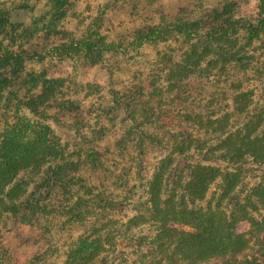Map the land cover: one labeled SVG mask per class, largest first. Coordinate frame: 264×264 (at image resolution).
Masks as SVG:
<instances>
[{"label":"trees","instance_id":"obj_1","mask_svg":"<svg viewBox=\"0 0 264 264\" xmlns=\"http://www.w3.org/2000/svg\"><path fill=\"white\" fill-rule=\"evenodd\" d=\"M147 1L154 4L153 1L156 0ZM37 2H43L45 9L30 25L18 24L10 12L0 11V98L7 95L5 101L8 103L9 98L20 96L16 100V110L22 107L28 112L39 109L55 112L59 108L60 112L75 113L80 111V105L69 99H59L65 94V82L61 77L62 73L58 74L50 68L49 61L56 58L67 59L76 51H82L83 57L96 62L93 64L96 66L99 62L95 61V53L100 54L103 48L109 46L118 49L120 45L111 43L105 46L104 39L93 32V36L98 38L93 42L88 35V38L51 47L44 54L37 50L31 51L32 53L14 51V48L23 44L31 46L30 41L35 32L32 28L40 21H45L48 30L46 34L52 42L54 28L67 17L72 6V0H29L21 4L20 9L32 10L33 3ZM110 2L114 6L115 0ZM194 2L198 5L200 1ZM260 7L264 8L263 0L257 8ZM158 8L152 6L148 9L158 16V23L144 29H135L132 40L141 46L163 40L174 32L173 36L179 40L180 36H185L182 44L186 47L183 51L179 49L168 52L156 60L157 73L151 71L148 79L126 87L120 85L112 92L116 107H120L131 118L135 119V114L143 118L144 122L141 124L137 121L138 128L139 125H146L145 127L149 126L154 131H150L151 134L145 133L146 139L159 147H170L158 159L156 167L152 169V176L146 181L145 211L128 220L125 232L150 222V226L154 228L150 244L154 248L149 253L156 251L167 264H206L212 261H219V264H264V110L261 109L259 113L249 110L252 92L238 90L240 92L229 94L230 109L208 120L206 108L201 106V101L197 98H202L206 85L213 81L215 75L228 68L246 69L247 63L244 60L250 58L246 46L264 32V16L254 24L243 23V18L232 17L237 10L241 13L242 5L225 0L203 15L185 22L180 16H175L176 18H172L174 24L168 25L164 23ZM186 11L185 8L179 9L181 13ZM258 11L257 17L261 14ZM144 15V11L137 8L130 21L140 20ZM238 29L246 30L245 40L248 43L236 45ZM200 30L203 32L200 33ZM6 39L8 45H4ZM178 51L180 52L174 56ZM34 61H47L49 65L38 71L29 69L23 72L27 69L26 64ZM215 68L217 73L212 72ZM18 81L21 91L26 90L23 94L28 93L27 97L13 92L15 86L19 85ZM159 81L161 83L158 85ZM239 119L242 121L238 122ZM181 121L183 124L193 125L199 131H206L202 134L197 132L194 136L184 127L182 129ZM23 122L13 124L0 136V205H6V211L11 216L9 219L13 218L15 221L19 216L20 225L33 226L39 210L38 202L50 196L55 188L75 183L73 175L81 171L78 165H85L87 160L90 161L91 165L88 166L99 176L97 185L89 186L95 192L92 194L94 199L86 205L87 209L83 213H73L71 217L84 221L89 212L93 213L90 216L93 218V237L83 236L74 241L64 264H109L107 257L99 254L104 245L113 247L114 237L107 230L118 219H112L110 214L118 207V212H121L125 202L115 201V194L104 191V176L100 174L104 168V164L100 163L103 154L98 151L90 152L87 157L92 160L86 157L82 161H76L68 155L65 145L59 142L48 125L32 126L25 119ZM160 123L167 126V134L157 141L154 133L163 127ZM171 123L177 126L174 127ZM129 131L133 133V130ZM212 134V138L217 141L215 146H209L206 141L208 139L205 136L210 137ZM116 146L120 148L118 153L122 154L124 149L120 141ZM177 159L182 161L180 167L175 164ZM218 159L227 161L230 171L222 173L217 166ZM28 169H40V178L33 189L19 204H5V199L10 197L12 191L8 188L20 172ZM250 171H258L260 176L243 197L239 196L235 189L242 182L244 174ZM182 174L186 177L179 182L178 178ZM167 178L170 179V185L164 184ZM219 179L221 183L218 192H211V185ZM164 186H170V194L165 197L163 192L169 191ZM177 189L181 191L180 196L177 195ZM204 199V207L198 205ZM22 209L27 212L21 215ZM71 210L75 208L69 211L72 212ZM144 214L149 217L145 218ZM143 241L144 238H141L140 243ZM255 247L258 250L255 251ZM169 252L172 254L169 255ZM9 253L8 248L2 245L0 234V264L10 261V257H6ZM160 263L159 261L158 264Z\"/></svg>","mask_w":264,"mask_h":264},{"label":"rangeland","instance_id":"obj_2","mask_svg":"<svg viewBox=\"0 0 264 264\" xmlns=\"http://www.w3.org/2000/svg\"><path fill=\"white\" fill-rule=\"evenodd\" d=\"M194 1L156 0L153 1L154 4H151L147 0H115L114 6H111L110 0H72L67 17L54 28L52 42L46 34L48 30L45 27V21H40L37 26L32 28L35 32L30 41L31 46L23 44L21 47L14 48V51L22 53H32L37 50L38 53L44 54L51 47H59L65 42L70 43L74 40L88 38V35L93 42L98 39L93 36V32L104 39L103 45L105 46L111 43L120 45L118 49L109 46L103 48L100 54L95 53V61L99 62L96 66H93L96 62L83 57L82 51H76L67 59L56 58L49 61L50 68L58 74L62 73L61 77L65 82V94L59 99L74 101L76 105H80V111L69 114L60 112L59 108H56L55 112L42 109L28 112L22 107L16 110V100L20 96L9 98L10 102L8 101V103L5 101L7 95L3 96V99L0 98L2 100H0V136L13 124L23 122L25 119L26 123L32 126L48 125L59 142L65 145L64 149L68 155L76 161L86 159L90 152L98 151L103 154L100 157V163L104 164V168L100 174L104 176V191L115 194V201L125 202L121 212H118L120 209L118 207L110 214L112 219H118L116 224L110 225L113 228L109 227L107 230L114 237L113 247L104 245L99 254L102 257L106 256L109 264H158L159 261L160 264H167L165 259L161 260V256L156 251L152 254L149 253L150 249L154 248L150 244L154 236V228L150 226V222L133 227L129 232L125 231L128 220L135 215H140L141 211H145L146 181L152 176V169L156 167L158 159L164 156L170 147L165 145L159 147L150 139H146L144 134H151L150 131L153 130L149 126L145 127L146 125H139L138 128L137 121L141 124L144 122L143 118L139 114L134 115L135 119L131 118L120 107H116L113 104L112 92L120 85L126 87L128 84L148 79L151 71L157 73L156 60L164 57L168 52L179 49L183 51L186 47L182 44L185 36H180L179 40L173 36L174 32L169 33L163 40L148 42L141 46L132 40L135 29H144L158 23V16L148 11L150 7L158 6L164 23L172 25L174 24L172 18L175 16H180L185 22L187 19L203 15L211 7L221 5L225 0H199L198 5ZM226 1H234L238 2L239 6L242 5L241 13L239 14L237 10L232 14V17L234 19L243 18V23L254 24L264 16V8H257L261 0ZM27 2L29 0H0V11L10 12L18 24L30 25L33 19L42 15L45 8L43 2H37L33 3L32 10L20 9V5ZM137 8H141L145 15L140 20L136 19L137 21L131 22L130 19ZM181 8H185L187 11L181 13L179 12ZM257 9L261 12L259 17L256 14ZM190 12L192 13L189 14ZM182 30L184 31V29ZM202 32L200 30V33ZM246 37V30L238 29L235 36L236 45L247 42ZM8 44V40H4V45ZM248 44L246 51L250 58L244 60V63H247L246 69L240 70L237 67L229 69L227 67L226 71H219L221 73L215 75L213 81L206 85L202 98L197 97L201 101V106L206 108V119L212 120L219 115L218 113L221 114V112L230 109L228 99H230L231 92L251 91L253 96L250 100L249 110L254 113H259L261 109L264 110V32ZM26 65L27 69L23 72L29 69L38 71L49 64L47 61H34V63L28 62ZM215 70L216 68L212 72ZM229 81L236 85L233 86ZM160 83L159 81L158 85ZM17 84L19 85L15 86L13 92L27 97L28 93L23 94L26 90L21 91L19 81ZM242 119H239L238 122ZM238 122H234V124ZM180 123H182V129L184 127L194 136L197 135V132L202 134L206 131H199L192 124V126L183 124V121ZM160 124L163 127L154 133L155 140L162 139L167 134V129H165L167 126ZM171 124L174 127L177 126L175 123ZM262 125L264 127L263 123ZM148 128L150 129L148 130ZM129 130H133V133ZM213 135L205 136L209 146H215L214 144L217 143L212 138ZM119 141L124 149L122 154L118 153L120 148L116 146ZM168 141L171 143L170 140ZM217 155L215 154V156ZM87 159L92 160L89 157ZM218 160L217 166L222 173L230 171L227 161ZM89 162L87 160L85 165H78L81 171L73 175L75 183L55 188L50 196L38 202L39 210L36 212L37 219H34L33 226L20 225L19 216L15 221L13 218L9 219L11 216L6 211V205L3 207L0 205L2 245L7 247L10 252L6 256L10 257V261L7 260L4 264H64L71 244L80 237L93 234V218L90 217L93 213L89 212L84 221L71 217L74 215L73 213H83L87 209L86 205L94 199L92 194L95 192L93 189L90 190L89 186L97 185L99 176L93 172V168L89 167L91 165ZM175 164L180 167L182 161L179 162L177 159ZM168 175L170 176V174ZM258 176H260L258 171L244 174L242 182L235 189L236 193L238 192L237 194L243 197L247 189L256 183ZM185 177L186 175L182 174L178 181L180 182ZM39 178L40 169L33 171L28 169L20 172L15 182L8 188L12 191L4 203L7 205L8 203L19 204L31 192ZM169 180L167 178L164 184L170 185ZM220 183L219 179L211 185L210 191L217 193ZM165 189L169 191L170 186ZM177 193V195H181V191L178 189ZM163 194L165 197L170 194V191H164ZM207 197L209 198L210 194ZM198 205L204 207L205 199ZM71 208H75V210L70 212ZM26 212L27 210L22 209L20 213L22 215ZM143 216L149 217L147 214ZM141 238H144L142 243H140ZM254 250L256 251L258 248L255 247ZM170 254L172 252H169ZM36 257L38 260H35ZM206 264H219V261Z\"/></svg>","mask_w":264,"mask_h":264}]
</instances>
